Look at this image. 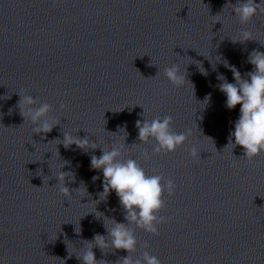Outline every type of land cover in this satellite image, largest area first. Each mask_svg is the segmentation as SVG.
Masks as SVG:
<instances>
[{"label":"clouds","instance_id":"obj_1","mask_svg":"<svg viewBox=\"0 0 264 264\" xmlns=\"http://www.w3.org/2000/svg\"><path fill=\"white\" fill-rule=\"evenodd\" d=\"M229 5L232 8V12L235 13L234 17L241 24L249 23L258 14H264V0H261L260 3H256L255 0H237L236 4H228L226 6ZM248 40H253L252 34L244 30L240 33L239 40L232 41L246 42ZM247 62L253 66V70L246 73V77H242L239 70L234 66L230 67L225 61L224 66L230 67L235 82H228L227 78L222 74L218 75L217 78L221 81L218 85L219 90L227 97L226 107L234 109L237 105H240V115L235 122V130L228 137L226 147L231 146L233 152L236 146H241L244 152L242 157L252 162L255 157L264 152V52L259 50L251 51ZM201 69H203L202 66L200 71ZM201 72L205 75L207 74L204 69ZM159 74L160 72L158 71L156 76H159ZM164 76L174 87L183 86L187 80L186 75L181 74L178 64L166 67ZM19 96L17 107L24 120H30L32 123L33 133L47 134L56 125L60 124L59 119L49 116L52 111L49 103H40L39 107H35L39 103L38 99L26 93H19ZM209 98H206V102ZM65 107V104H60L61 110ZM172 124L173 118L171 116H157L151 120L144 117L143 121L137 120L138 140L142 143L155 141L153 152L156 154L174 152L185 143L188 136L191 135V130L177 133L172 129ZM111 133L115 134L114 132ZM56 141H59L58 144L62 143L66 149L74 144L85 151L89 149L90 144L88 137L80 138L67 132H63L62 140L57 139ZM90 148L97 149L101 147L91 141ZM123 149L124 144L120 143H112L110 147L101 148L102 155L99 157L96 155L91 156V168L100 170L103 173V192L99 194V197L103 195L106 199L114 191L124 210V219L127 223L107 218L112 224L111 227H108L104 222L107 236L96 234L92 241L85 240L86 248L81 254L76 255V258L82 264H107L103 259H96L93 252L94 247H98L102 252L106 248L126 251L128 255L119 258L116 264H162L160 259L151 255L148 251H144L139 258H133L132 253L137 251L138 243L133 226L152 235H159L158 225L170 219L159 215L166 207L165 192L168 196H171L177 186L172 179H165L162 174L149 175L135 159H125ZM189 154L193 158L199 156L196 147H192L189 150ZM142 155L145 159L150 158L147 151ZM231 166L235 167L236 163L233 162ZM56 178L58 183L55 186H58L59 192L64 197H70L73 189L70 190L66 186V178L74 180V173L59 171ZM97 179L99 177H93L94 181ZM76 191L79 192L80 188L76 189ZM75 231L79 234L81 229L79 231L75 229ZM145 247H147L146 244Z\"/></svg>","mask_w":264,"mask_h":264}]
</instances>
